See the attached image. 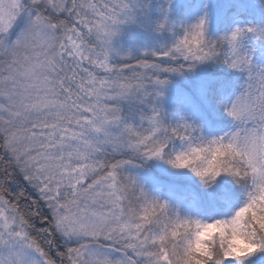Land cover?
Returning <instances> with one entry per match:
<instances>
[{"label":"snow or ice","instance_id":"6c2138e0","mask_svg":"<svg viewBox=\"0 0 264 264\" xmlns=\"http://www.w3.org/2000/svg\"><path fill=\"white\" fill-rule=\"evenodd\" d=\"M251 6L0 0V264H264Z\"/></svg>","mask_w":264,"mask_h":264},{"label":"trees","instance_id":"16d2710c","mask_svg":"<svg viewBox=\"0 0 264 264\" xmlns=\"http://www.w3.org/2000/svg\"><path fill=\"white\" fill-rule=\"evenodd\" d=\"M252 0H212L213 12L217 14L219 19L224 18L230 22L240 16L245 22L249 19L255 21L259 12L254 6H251ZM243 4L246 12H240L238 5Z\"/></svg>","mask_w":264,"mask_h":264},{"label":"rangeland","instance_id":"374dc122","mask_svg":"<svg viewBox=\"0 0 264 264\" xmlns=\"http://www.w3.org/2000/svg\"><path fill=\"white\" fill-rule=\"evenodd\" d=\"M236 18H234L233 20H235ZM218 20H219V18L217 17V14L213 12V27L216 26Z\"/></svg>","mask_w":264,"mask_h":264}]
</instances>
